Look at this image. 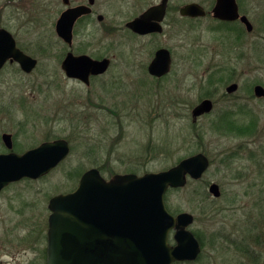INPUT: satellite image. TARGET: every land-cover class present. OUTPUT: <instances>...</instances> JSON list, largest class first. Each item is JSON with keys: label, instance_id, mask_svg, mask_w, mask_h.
I'll list each match as a JSON object with an SVG mask.
<instances>
[{"label": "rangeland", "instance_id": "rangeland-1", "mask_svg": "<svg viewBox=\"0 0 264 264\" xmlns=\"http://www.w3.org/2000/svg\"><path fill=\"white\" fill-rule=\"evenodd\" d=\"M173 1L200 2L206 7L209 3ZM244 4L254 31L245 34L241 60L234 52L224 54V38L211 30L216 24L209 17L183 21L177 35L167 26L164 36L151 40L173 52V72L162 84H153L141 72L142 84L136 89L133 74H126L120 89L112 91L96 84L87 91L62 74L57 62L63 47L51 37L49 11L40 1L0 0V27L12 32L39 60L30 75L16 66L0 72V153H6L1 141L4 132L12 134L18 154L47 139L63 138L70 144L68 157L51 173L13 183L1 192L0 264L34 257L35 251L27 250L24 241L3 251V235L9 237L15 225L20 230L13 235L19 238L43 227L48 199L72 192L78 173L94 165L101 167L105 179L114 174L159 172L196 153L210 161L205 174L164 196L171 214L193 216L189 229L202 241L199 258L181 264H264V99L256 100L249 92L255 84L264 87V0ZM108 5L102 11L111 17L114 13ZM144 41L122 31L104 34L103 39L104 46L116 44L122 50ZM48 46L51 52L46 51ZM215 63L231 66L227 76L239 84L229 100L221 96L225 82L209 84L206 70ZM210 94L217 100L214 113L193 123L192 108ZM111 97H115L114 105ZM112 109L115 116L109 111ZM224 112L234 120V128L245 123L252 130L242 135L224 130ZM212 183L219 186V198L208 192Z\"/></svg>", "mask_w": 264, "mask_h": 264}, {"label": "water", "instance_id": "water-1", "mask_svg": "<svg viewBox=\"0 0 264 264\" xmlns=\"http://www.w3.org/2000/svg\"><path fill=\"white\" fill-rule=\"evenodd\" d=\"M80 8L65 12L56 24L60 38L70 42L71 29ZM184 16H203L197 4L181 9ZM214 14L222 20L237 17L234 0H217ZM151 15V11L139 20ZM128 24L133 31L144 34L142 21ZM247 30L251 24L243 18ZM11 58L25 73L31 72L37 61L19 50L12 35L0 28V70ZM108 60L97 61L88 56L68 54L62 61L67 78L88 82L90 75L105 71ZM170 67L166 50H159L150 66L153 76H162ZM236 85L228 87L234 91ZM255 96L264 97V88L257 85ZM210 100L205 99L193 111V122L209 114ZM7 153H0V194L10 184L23 179L38 180L61 164L69 155L66 140L43 142L18 154L12 151L9 134L1 137ZM209 167V159L196 153L176 165L159 172L142 175L115 174L105 179L100 171H85L75 190L53 196L49 201L46 264H174L194 262L201 253V245L189 229L193 216L189 213L171 214L164 196L169 189L185 187L189 180L202 178ZM208 192L220 197L217 184H210ZM171 238L172 242L169 241Z\"/></svg>", "mask_w": 264, "mask_h": 264}, {"label": "flooded vegetation", "instance_id": "flooded-vegetation-1", "mask_svg": "<svg viewBox=\"0 0 264 264\" xmlns=\"http://www.w3.org/2000/svg\"><path fill=\"white\" fill-rule=\"evenodd\" d=\"M39 1L41 7L49 11L47 18L49 19V23L51 25L50 27V31L52 32L51 37L56 39L58 44H60L63 47L62 59L60 58V60L58 59L59 61L57 60L58 66L62 74L67 80H72L79 83L87 91L90 90V88L96 84L100 88H105L112 91H115L116 89H120L125 85L124 83H121V78H123L124 75L126 74H133L136 81V85L134 89H136L138 84H142V81L139 76L141 72L144 73L153 84L156 85L162 84V81L167 79L173 72V66H174L173 52L172 49L169 48L168 46H165L163 44H153L151 40L156 37L164 36L167 30V26H169L171 32L177 35V33L181 32V30L178 29V26L182 24L183 21H198L206 17H209L213 21V23L216 24L213 25L214 27H212L211 30L217 31L224 38L222 41L224 54L226 56H229L232 52H234L240 56V60L243 56L242 51L245 50V45H246V40L244 39V37L246 35H251L254 31L253 24L250 20V15L244 4L246 0H234V3L236 5L237 17L234 18L233 20H222L215 16L214 9L217 5V0H209L207 7L200 2L176 3L173 0H39ZM104 4H109L107 8L112 10V12L114 13L112 14L113 16L109 17V15L105 14L102 11V9H105L103 7ZM187 4L199 5L203 9L204 15L196 16V17L184 16L181 13V9ZM78 8H80L83 11L75 18L71 29L70 42H66L58 36L56 32V24L63 13ZM149 11H151L150 16H147L143 20H139L144 14H147ZM121 15L124 18L122 20L119 19ZM108 17L111 20L110 22L107 19ZM243 18H245L251 24L252 30L250 32L247 30V25L242 21ZM169 19L173 20V22L170 24L168 23ZM106 20L109 22V24L107 23ZM136 20L143 22L140 24L144 27L143 29L144 31H148V30L150 31L145 32L144 34H140L133 31V29L130 28L128 24L131 22H135ZM0 28L7 30L4 27H0ZM84 30H87V33L83 32ZM7 31L12 35L16 47L27 56H30L31 58L35 59L37 61V64L31 72L25 73L24 71L21 70L19 64L16 61L9 58L5 62L0 72L7 67L16 66L17 69L24 75H30L39 66V60L36 58V56L33 53L29 54L30 52L27 50V48L22 47L20 45L16 36L12 32H10L9 30ZM120 31L126 33L128 36H131L132 39H145V41L140 46L129 50L118 49L116 48L117 47L116 44H111V45L107 44L104 46L103 43L104 34L107 35L116 34V33H120ZM110 46H112L114 49L112 48L108 49ZM159 50H166L169 53L170 67L165 74L158 77L151 75L150 66L153 60L155 59V54ZM46 51L51 52L50 48L46 49ZM68 54H71L75 57L88 56L89 58L97 61H102L103 59H107L108 66L106 67L105 71H103L102 73L90 75L88 78V82L85 84L82 81L76 79H70L65 76L61 65H62V61L66 58ZM223 64L215 63L214 65H210L208 66L206 72L210 74L208 78L209 81L211 82V86L214 85L217 86L219 85V83L225 82V85L223 86V93H221V96L222 98L229 100L230 97L236 94V92L238 91L239 84L231 77L227 76V73H230L229 69H231V66H226ZM231 85H236V88L234 91L228 92V87ZM257 85L260 84L253 85L252 89L249 90V92L251 93L250 97H253L256 100H262L264 99V97L258 98L255 96L254 88ZM213 90H215V88ZM127 93H130V91H128ZM214 97L215 95L210 94L209 97L200 99L198 103L192 108L191 117H192V111L202 101L208 99L212 103V109L210 113L198 117L194 122L192 117L193 123H196L198 119H200L201 117L207 115L210 116L212 115V113H214L213 111L217 103V100H215ZM111 99H112V104L114 105L116 103L115 97H111ZM109 111L112 115L115 116L113 109ZM222 116H224V118L230 117V115L228 116V114H226L225 112ZM3 134L10 135L12 141V151L15 152L13 149L14 140L12 134L5 132L2 133V135ZM57 139H63V138H57ZM57 139H47L44 142L54 141ZM67 142L69 144V141ZM2 144L6 149V153H7L9 150H7L3 141ZM94 166L95 167L92 168H96L100 171L101 167L97 165ZM52 197L48 199V202L46 204V217L44 218L43 227L39 228V230L37 231L34 230L28 231L24 237L19 238L13 235L18 233V230H20V227L18 225H15L10 228L11 235L9 237L3 235V251L8 247H12V245L14 246V244L16 246L19 245V243L20 242L23 243V241L24 243H26L27 247L25 248H27V250L31 249L35 251L34 257L29 258L25 262L17 260L15 264H40L41 261L43 264H46L48 217L50 215V210L48 205ZM6 242H8L9 245L11 246L5 244ZM41 245H42V251L40 252ZM3 255H6V253H3Z\"/></svg>", "mask_w": 264, "mask_h": 264}, {"label": "trees", "instance_id": "trees-1", "mask_svg": "<svg viewBox=\"0 0 264 264\" xmlns=\"http://www.w3.org/2000/svg\"><path fill=\"white\" fill-rule=\"evenodd\" d=\"M209 84H211V82L209 81ZM234 120L232 119V118H227V119H225V120H223L222 121V123H223V129L224 130H229L230 129V131H236V132H238V134H240V135H242V134H245V133H248V132H250L251 130H252V126H249V125H247V124H245L244 123V125H242V126H238V127H235L234 128V125H232V122H233ZM242 124V123H241ZM217 127H218V125H217ZM221 127L219 126V128L218 129H220ZM240 132V133H239ZM100 171H101V169H100ZM83 173V172H82ZM82 173L81 174H77V182H78V180H79V178L81 177V175H82ZM175 190H177V189H175ZM193 234L195 235V237L198 239V241H199V243H200V245H201V247H202V241H201V238H200V236L196 233V232H193ZM199 258V257H198ZM175 264H181V263H175Z\"/></svg>", "mask_w": 264, "mask_h": 264}]
</instances>
